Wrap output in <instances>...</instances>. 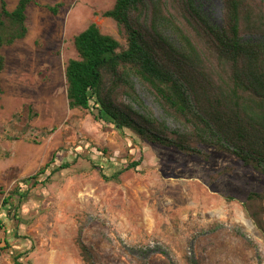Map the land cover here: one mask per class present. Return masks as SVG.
Returning a JSON list of instances; mask_svg holds the SVG:
<instances>
[{"label": "rangeland", "instance_id": "obj_1", "mask_svg": "<svg viewBox=\"0 0 264 264\" xmlns=\"http://www.w3.org/2000/svg\"><path fill=\"white\" fill-rule=\"evenodd\" d=\"M34 1L26 38L1 50L0 203L19 186L29 194L20 210L0 209V264H257L248 240L264 264V235L244 210L251 193H264V176L216 149L203 148L205 161L69 108L76 36L96 24L126 48L103 16L117 0ZM196 4L223 24V0Z\"/></svg>", "mask_w": 264, "mask_h": 264}, {"label": "trees", "instance_id": "obj_2", "mask_svg": "<svg viewBox=\"0 0 264 264\" xmlns=\"http://www.w3.org/2000/svg\"><path fill=\"white\" fill-rule=\"evenodd\" d=\"M34 3L19 0L10 11L0 0V73L1 50L26 38L27 10ZM223 4V24L216 26L196 0H117L103 16L117 24L126 48L96 24L76 36L79 58L66 68L69 108L93 110L97 120L119 131L205 161L203 148L216 149L264 176V9L255 0ZM44 8L57 15L60 6ZM142 89L161 118L145 104ZM28 194L17 187L0 209L20 210ZM244 210L264 235V193H251ZM236 235L247 238L241 230Z\"/></svg>", "mask_w": 264, "mask_h": 264}]
</instances>
